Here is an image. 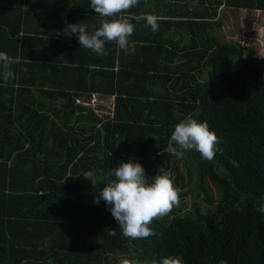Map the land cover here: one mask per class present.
<instances>
[{
    "label": "trees",
    "instance_id": "obj_1",
    "mask_svg": "<svg viewBox=\"0 0 264 264\" xmlns=\"http://www.w3.org/2000/svg\"><path fill=\"white\" fill-rule=\"evenodd\" d=\"M147 2L166 4L164 17L178 20L161 22L163 31L170 25L179 36L150 28L138 35L135 27L130 39L139 46L118 49L114 70L85 62L99 67L88 72L89 85L55 87L47 74L49 82L26 79L22 72L36 67L21 62L10 65L14 79L0 77V264H160L169 256L182 264H264V56L215 32L220 7L264 12V0ZM20 9L21 0H0V51L14 58ZM60 71L82 77L79 68ZM91 94L113 96L111 118L74 103ZM189 117L208 123L222 151L211 161L185 152L181 175L165 149ZM130 160L149 183L163 168L180 189L179 203L152 221L155 235L146 239L124 237L104 200L94 202L114 179L107 173ZM201 201L213 210L203 213Z\"/></svg>",
    "mask_w": 264,
    "mask_h": 264
},
{
    "label": "clouds",
    "instance_id": "obj_2",
    "mask_svg": "<svg viewBox=\"0 0 264 264\" xmlns=\"http://www.w3.org/2000/svg\"><path fill=\"white\" fill-rule=\"evenodd\" d=\"M139 2L140 0H90V8L100 17L99 27L89 32L82 23H69L67 28L77 37L81 47L97 55L106 54V43H114L126 54L134 52L136 42L130 37L136 24L143 22L153 32L159 30V17L156 15H136L130 12ZM18 62V58L0 51V69H3L4 81L15 78L10 65ZM219 142L220 138L210 130L206 121L198 123L189 117L175 125L165 151L177 158L183 157L185 152L196 151L202 159L211 161L218 151H222L218 147ZM107 176L114 179L105 184L94 202L98 204L100 199L104 200L126 238L146 239L155 235L150 227L152 221L168 215L173 206L179 203L180 190L174 187L171 173L163 168L159 169L150 183L143 166L131 160L121 161ZM92 183L94 184L93 181ZM258 211L264 214V203L259 206ZM109 233L115 234L114 230H109ZM123 264H128V261ZM160 264L182 262L177 257L169 256L162 258ZM219 264L225 262L220 261Z\"/></svg>",
    "mask_w": 264,
    "mask_h": 264
},
{
    "label": "crops",
    "instance_id": "obj_3",
    "mask_svg": "<svg viewBox=\"0 0 264 264\" xmlns=\"http://www.w3.org/2000/svg\"><path fill=\"white\" fill-rule=\"evenodd\" d=\"M194 3L195 1H193V4ZM89 5L90 0H21V11L20 13L17 11L15 13V17H17V15L20 16L19 24H17L18 31L16 33L19 40L15 47L17 53L16 58L23 64H35L36 67L32 68V70H27V72H22V75L27 76L26 79L31 78V75H42L43 79L38 77L40 80L49 82L51 81V77L55 87L61 86L63 88L65 85L83 87L85 84L89 85L88 81L90 82V80L88 72L99 68L96 65L97 62L106 64L105 69L108 70H114L116 68L118 48L114 43H106V54L97 55L81 47L77 37L72 35L70 29L67 28L69 23H82L87 26L89 32L99 27L100 17ZM165 7L166 4L161 3L157 8H154L152 4H148L147 0H140L136 7L130 9V12L136 15L142 13L156 15L159 17V30L157 32L160 31V34L166 35L168 38L174 37V39H176L180 34L178 28L176 29L167 25L169 26L168 30L165 29V31H163V24L161 22H175L178 20L173 16L164 17L163 12ZM187 8L189 11L191 9V11H193L194 5H190ZM177 10L178 6L171 8V11H174L175 14ZM125 15H128V13H125ZM10 18L13 19L12 16H10ZM135 27L136 31L138 29V35L147 31V28L142 27L140 23L136 24ZM136 45L139 46L138 44ZM92 61H95L96 64L94 62L87 65L85 64V62ZM109 63H112V65L109 66ZM113 63H115L114 67ZM49 66L53 69L48 68ZM61 67L79 68L82 77L75 80L73 78L74 76L69 74L68 71H60ZM46 74L50 77H47ZM0 77H2V75H0ZM26 86L29 88L32 87L31 84H26ZM37 86H39V84L35 87ZM42 88H45V86ZM97 99L104 106L111 108L113 113V96H100L97 97ZM60 102H56L55 104Z\"/></svg>",
    "mask_w": 264,
    "mask_h": 264
},
{
    "label": "rangeland",
    "instance_id": "obj_4",
    "mask_svg": "<svg viewBox=\"0 0 264 264\" xmlns=\"http://www.w3.org/2000/svg\"><path fill=\"white\" fill-rule=\"evenodd\" d=\"M216 20L220 22L219 29L215 31L219 41L240 42L245 46L253 47L257 57L264 56V13L220 7ZM205 76V72H201L197 78L203 81ZM174 159L177 161L178 172L183 175L184 168L180 159L176 157ZM207 185L211 198L217 200L219 193L216 185L210 182H207ZM180 201L183 203L182 211L189 210L190 199L183 197ZM200 208L203 213H209L213 210V206L203 201L200 202Z\"/></svg>",
    "mask_w": 264,
    "mask_h": 264
},
{
    "label": "built area",
    "instance_id": "obj_5",
    "mask_svg": "<svg viewBox=\"0 0 264 264\" xmlns=\"http://www.w3.org/2000/svg\"><path fill=\"white\" fill-rule=\"evenodd\" d=\"M74 103L90 110L97 117H112V109L104 106L97 99L96 95L91 94L87 98H76L74 99Z\"/></svg>",
    "mask_w": 264,
    "mask_h": 264
}]
</instances>
